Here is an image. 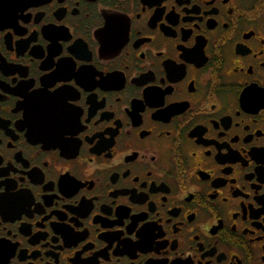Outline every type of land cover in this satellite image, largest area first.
<instances>
[{
    "label": "flooded vegetation",
    "instance_id": "flooded-vegetation-1",
    "mask_svg": "<svg viewBox=\"0 0 264 264\" xmlns=\"http://www.w3.org/2000/svg\"><path fill=\"white\" fill-rule=\"evenodd\" d=\"M0 264H264V0H0Z\"/></svg>",
    "mask_w": 264,
    "mask_h": 264
}]
</instances>
